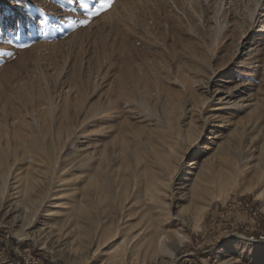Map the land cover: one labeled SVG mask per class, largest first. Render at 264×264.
<instances>
[{"label":"rangeland","instance_id":"rangeland-1","mask_svg":"<svg viewBox=\"0 0 264 264\" xmlns=\"http://www.w3.org/2000/svg\"><path fill=\"white\" fill-rule=\"evenodd\" d=\"M87 2L0 0V264H264V0Z\"/></svg>","mask_w":264,"mask_h":264},{"label":"snow or ice","instance_id":"snow-or-ice-1","mask_svg":"<svg viewBox=\"0 0 264 264\" xmlns=\"http://www.w3.org/2000/svg\"><path fill=\"white\" fill-rule=\"evenodd\" d=\"M14 2L16 3L17 7L25 8L24 0H14ZM77 4H78V7L83 9L85 12L95 7L94 4H89L87 0H83V3H81L80 0H77ZM110 4H111V0H105V4L102 5V7L104 6L110 7ZM30 21H31V18H29L27 22L17 20L12 30L13 31L12 38L19 40L21 31L31 26ZM37 23L38 24L42 23V21H38ZM21 47H27V45L21 44Z\"/></svg>","mask_w":264,"mask_h":264},{"label":"bare ground","instance_id":"bare-ground-1","mask_svg":"<svg viewBox=\"0 0 264 264\" xmlns=\"http://www.w3.org/2000/svg\"><path fill=\"white\" fill-rule=\"evenodd\" d=\"M33 185H34V184H33ZM33 185H32V184H29L28 186H26V187H25V191H23V194H24V195H28V194L30 195V194H31V191L33 190V188H32ZM200 188H201V187H200ZM31 189H32V190H31ZM198 189H199V188H198ZM201 190H203V189H201ZM197 192H198V191H197ZM199 192H200V191H199ZM201 193H203V192H201ZM7 200H9V199H6V201H7ZM28 200H29V199L26 198L25 201L27 202ZM4 203H5V201H4ZM1 205H3V203H1ZM1 205H0V206H1ZM198 207H199V206H198ZM14 209L17 210V207H15ZM23 211H24V210L21 211V218L24 217V215L22 214ZM198 211H200V210H198ZM24 213H25V211H24ZM27 213H28V212H27ZM27 213H26V214H27ZM15 216H18V219L20 218V214H18V215L15 214ZM26 217H27V216H26ZM16 219H17V218H16ZM29 223H30V222H29ZM26 226H27V223H26V221L23 219V222L20 224V228L17 229V235H18V236H20V235L22 236V235H23V237H24V236H27L28 234H30V232L27 231V228L29 227V225H28V227H26Z\"/></svg>","mask_w":264,"mask_h":264},{"label":"built area","instance_id":"built-area-1","mask_svg":"<svg viewBox=\"0 0 264 264\" xmlns=\"http://www.w3.org/2000/svg\"><path fill=\"white\" fill-rule=\"evenodd\" d=\"M15 243H16V244H19L18 241H15ZM13 253H14V252H13ZM2 255H3V254L1 253V255H0V263H1L2 259H3V258L1 257ZM25 263L28 264L27 262H25ZM29 264H30V263H29Z\"/></svg>","mask_w":264,"mask_h":264}]
</instances>
